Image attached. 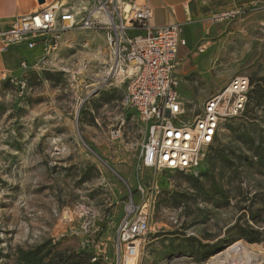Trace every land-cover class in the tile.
<instances>
[{
	"label": "rangeland",
	"instance_id": "1",
	"mask_svg": "<svg viewBox=\"0 0 264 264\" xmlns=\"http://www.w3.org/2000/svg\"><path fill=\"white\" fill-rule=\"evenodd\" d=\"M233 9L211 18L204 46L219 90L264 77V0ZM70 38L46 63L40 42L5 53L14 65L0 73V264H115L116 229L132 209L149 221L137 264H209L256 230L249 243L264 264V100L225 120L207 172L139 169L147 128L127 83L106 77L104 32ZM73 253L86 258L68 261Z\"/></svg>",
	"mask_w": 264,
	"mask_h": 264
},
{
	"label": "built area",
	"instance_id": "2",
	"mask_svg": "<svg viewBox=\"0 0 264 264\" xmlns=\"http://www.w3.org/2000/svg\"><path fill=\"white\" fill-rule=\"evenodd\" d=\"M240 11L229 10L215 18L222 20ZM151 17L150 6L136 0H93L79 11L55 1L18 16L7 30L0 31V41L2 50L23 43L32 49L40 42L46 63L50 54L61 47L66 33L104 31L106 61H98L108 66L107 79L120 77L127 83L125 101L147 128L138 168L198 174L209 166L208 155L225 120L244 112L250 78L235 76L219 93L195 109L190 107L178 91L175 74L179 50L187 44L182 26L174 23L152 27ZM21 65L28 69L27 61ZM148 230L146 214L137 215L132 209L124 216L116 229L115 264H137L142 238Z\"/></svg>",
	"mask_w": 264,
	"mask_h": 264
},
{
	"label": "crops",
	"instance_id": "3",
	"mask_svg": "<svg viewBox=\"0 0 264 264\" xmlns=\"http://www.w3.org/2000/svg\"><path fill=\"white\" fill-rule=\"evenodd\" d=\"M55 1H59L61 4L76 11L81 10L83 6H90L93 2V0H44L43 2H40V0H0V31L7 30L18 16L31 13L42 4ZM137 1L147 4L152 9V17L149 21L152 27L174 23H179L182 26L181 34L182 37L186 39L187 44L179 50V64L176 67L175 74L179 81L178 91L182 98L186 101L188 99L194 101V104H189V106L195 109L196 107L194 105L196 103L199 106L209 97L219 93L224 88L219 90L223 81H219L218 84L214 83L215 79H213L209 73L211 55L208 51H205L206 48L204 47L207 46L206 42L208 43V41L206 40L209 38L208 36H210L216 28L211 18L237 7L242 2H249L250 0ZM73 31L66 33L65 39L61 45L71 46L73 42H76L72 41V38H70ZM86 41L84 44L89 45L90 42ZM23 45L26 46L24 43ZM40 45L44 48L42 43ZM38 46L39 44L32 48V50ZM2 47L3 44L0 41V73L4 70H9L8 67L14 65L12 63V58L5 54L9 51L10 47L7 50H2ZM203 47L204 50L200 51V48ZM103 50H106L107 53L106 47H104ZM227 84H229V82ZM207 95L209 97H207ZM205 97L207 98L204 99Z\"/></svg>",
	"mask_w": 264,
	"mask_h": 264
},
{
	"label": "bare ground",
	"instance_id": "4",
	"mask_svg": "<svg viewBox=\"0 0 264 264\" xmlns=\"http://www.w3.org/2000/svg\"><path fill=\"white\" fill-rule=\"evenodd\" d=\"M254 245L244 239H239L213 256L209 264H256L263 257L259 250L254 249Z\"/></svg>",
	"mask_w": 264,
	"mask_h": 264
},
{
	"label": "trees",
	"instance_id": "5",
	"mask_svg": "<svg viewBox=\"0 0 264 264\" xmlns=\"http://www.w3.org/2000/svg\"><path fill=\"white\" fill-rule=\"evenodd\" d=\"M250 83H251V88H250V90L248 92V99H247V103H246V107H245L244 112H251L252 109L254 108V106H256V105L259 106L264 100V77L259 78L258 80H254V79L250 78ZM208 160H209V166L205 170H202L199 174H202V173L208 171V169L210 167L209 155H208ZM258 233H259V231L256 230V231H254V233L246 234L244 237L249 242L259 241L258 237L256 236ZM262 233H264V229H263ZM209 253L211 255V254H214L215 252L211 251ZM78 256L83 257L84 259L86 258L84 254L73 253L67 259H68V261L69 260L70 261H75ZM62 260H63V258H62Z\"/></svg>",
	"mask_w": 264,
	"mask_h": 264
},
{
	"label": "water",
	"instance_id": "6",
	"mask_svg": "<svg viewBox=\"0 0 264 264\" xmlns=\"http://www.w3.org/2000/svg\"><path fill=\"white\" fill-rule=\"evenodd\" d=\"M44 0H40V2H43Z\"/></svg>",
	"mask_w": 264,
	"mask_h": 264
}]
</instances>
